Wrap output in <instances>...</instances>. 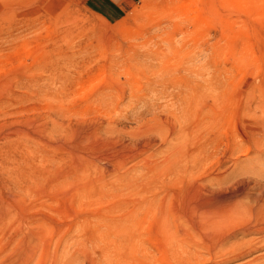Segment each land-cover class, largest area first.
<instances>
[{"label":"rangeland","instance_id":"1","mask_svg":"<svg viewBox=\"0 0 264 264\" xmlns=\"http://www.w3.org/2000/svg\"><path fill=\"white\" fill-rule=\"evenodd\" d=\"M262 133L264 0H0V264H173Z\"/></svg>","mask_w":264,"mask_h":264},{"label":"bare ground","instance_id":"2","mask_svg":"<svg viewBox=\"0 0 264 264\" xmlns=\"http://www.w3.org/2000/svg\"><path fill=\"white\" fill-rule=\"evenodd\" d=\"M236 170L209 175L176 212L173 264H264V176Z\"/></svg>","mask_w":264,"mask_h":264}]
</instances>
